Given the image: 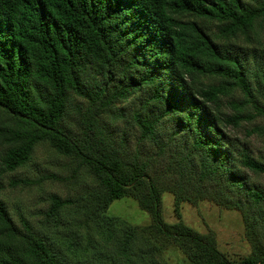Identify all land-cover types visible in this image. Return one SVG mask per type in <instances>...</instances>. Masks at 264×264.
<instances>
[{
    "label": "trees",
    "instance_id": "16d2710c",
    "mask_svg": "<svg viewBox=\"0 0 264 264\" xmlns=\"http://www.w3.org/2000/svg\"><path fill=\"white\" fill-rule=\"evenodd\" d=\"M258 117L264 0H0V190L42 150V172L11 185L46 203L36 225L18 223L0 197V264H170L169 247L189 264H264V188L251 180L264 161L230 132L247 122L264 138ZM47 181L67 195L43 193ZM122 197L150 222L107 215ZM205 200L240 211L248 255L183 222L181 204Z\"/></svg>",
    "mask_w": 264,
    "mask_h": 264
},
{
    "label": "rangeland",
    "instance_id": "374dc122",
    "mask_svg": "<svg viewBox=\"0 0 264 264\" xmlns=\"http://www.w3.org/2000/svg\"><path fill=\"white\" fill-rule=\"evenodd\" d=\"M256 122L264 123V118L258 117ZM124 124L122 123L121 126ZM252 127V124L244 122L240 128L230 131L231 135L242 140L243 144L252 150L255 157L264 161V138L257 134L246 135L245 129ZM127 139L134 145L135 137L133 132L127 131ZM45 154L39 150L37 159L33 165L27 168H21L14 172L5 174L2 178L3 188L0 190V197L7 203L12 217L19 223L18 212H22L27 218L36 225L39 216L38 210L46 207V203L40 202V195L36 186L30 188L23 185L13 186L11 180L16 178H34L42 172V166ZM53 170H57L52 166ZM63 174H65L63 172ZM251 180L254 184L264 188V174L253 175ZM81 187L77 190L81 191ZM43 193H59L62 196L67 195L68 187L58 181H47L43 184ZM181 219L184 223L191 226L200 233L211 232L216 240L217 247L232 259H237L248 255L252 250V245L244 234V226L240 211L234 208L220 206L211 201H201L197 204L184 202L180 206ZM107 215L117 216L135 225H145L150 222V215L140 209L137 201L132 197H122L113 200L108 209ZM161 214L168 223H174L178 219L174 212L173 196L165 192L162 195ZM163 259L170 264H189L185 255L177 248L169 247L162 255Z\"/></svg>",
    "mask_w": 264,
    "mask_h": 264
}]
</instances>
